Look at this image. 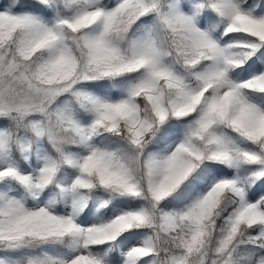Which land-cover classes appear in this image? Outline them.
I'll list each match as a JSON object with an SVG mask.
<instances>
[{
	"label": "snow or ice",
	"instance_id": "obj_1",
	"mask_svg": "<svg viewBox=\"0 0 264 264\" xmlns=\"http://www.w3.org/2000/svg\"><path fill=\"white\" fill-rule=\"evenodd\" d=\"M0 264H264V0H0Z\"/></svg>",
	"mask_w": 264,
	"mask_h": 264
}]
</instances>
